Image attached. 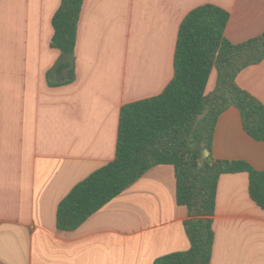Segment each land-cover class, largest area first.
<instances>
[{
  "label": "crops",
  "instance_id": "crops-1",
  "mask_svg": "<svg viewBox=\"0 0 264 264\" xmlns=\"http://www.w3.org/2000/svg\"><path fill=\"white\" fill-rule=\"evenodd\" d=\"M60 4L0 0V264H156L188 251L172 166L150 169L75 231L58 229V206L115 159L122 108L172 81L186 16L226 10L225 37L241 44L264 32V0H85L74 79L55 86L67 80L49 79L62 56L51 47ZM236 82L264 104V61ZM213 157L264 171V142L246 134L234 107L218 119ZM214 230L211 264H264V211L247 173L220 178Z\"/></svg>",
  "mask_w": 264,
  "mask_h": 264
},
{
  "label": "trees",
  "instance_id": "trees-1",
  "mask_svg": "<svg viewBox=\"0 0 264 264\" xmlns=\"http://www.w3.org/2000/svg\"><path fill=\"white\" fill-rule=\"evenodd\" d=\"M85 0H61L53 16V49L75 57L78 27ZM230 13L204 5L183 20L174 54V77L158 96L121 110L116 157L79 183L60 202L57 226L75 231L107 203L121 195L150 169L172 166L177 203L187 208L188 251L166 255L156 264H211L214 216L220 178L247 173L249 196L264 211V171L245 161L216 160L213 139L219 117L236 108L246 134L264 142V104L236 82L238 75L264 61V32L233 44L225 37ZM61 67L49 74L60 75ZM52 85L70 83L74 79ZM216 82L207 93L211 77ZM209 153L207 156L206 153Z\"/></svg>",
  "mask_w": 264,
  "mask_h": 264
},
{
  "label": "water",
  "instance_id": "water-1",
  "mask_svg": "<svg viewBox=\"0 0 264 264\" xmlns=\"http://www.w3.org/2000/svg\"><path fill=\"white\" fill-rule=\"evenodd\" d=\"M69 65L67 68L63 69L60 78L61 79H70V73L75 67V57L68 55V54H63L61 58L58 60L54 67V71H57L61 65ZM206 155L208 156L209 153L207 152Z\"/></svg>",
  "mask_w": 264,
  "mask_h": 264
},
{
  "label": "rangeland",
  "instance_id": "rangeland-1",
  "mask_svg": "<svg viewBox=\"0 0 264 264\" xmlns=\"http://www.w3.org/2000/svg\"><path fill=\"white\" fill-rule=\"evenodd\" d=\"M214 78H215V75H214ZM213 81V79H211ZM215 80V79H214ZM212 83V82H211Z\"/></svg>",
  "mask_w": 264,
  "mask_h": 264
}]
</instances>
